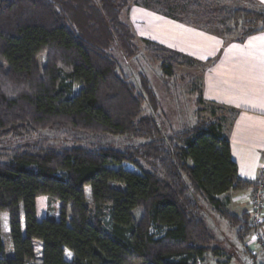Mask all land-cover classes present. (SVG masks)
Wrapping results in <instances>:
<instances>
[{
  "label": "trees",
  "instance_id": "obj_1",
  "mask_svg": "<svg viewBox=\"0 0 264 264\" xmlns=\"http://www.w3.org/2000/svg\"><path fill=\"white\" fill-rule=\"evenodd\" d=\"M132 1L0 0V139L73 130L144 141L59 149L16 142L6 149L0 156V264L31 263L36 242L41 264H198L207 254L218 255L203 206L235 230L242 246L253 232L247 213L236 216L217 198L256 186L238 177L231 158L225 126L234 112L218 117L223 108L209 104L216 109L201 116L200 87L196 120L178 127L166 121L153 84L171 95L179 80L174 68L195 62L138 38L123 17ZM181 3L195 22L165 17L226 45L264 33V5L257 0ZM143 51L161 58L154 75L138 72L135 83L120 60L135 64ZM215 60L199 63L201 71ZM124 163L137 172L123 169ZM48 199L59 203L58 219L48 217ZM2 214L8 217L9 257Z\"/></svg>",
  "mask_w": 264,
  "mask_h": 264
},
{
  "label": "rangeland",
  "instance_id": "obj_2",
  "mask_svg": "<svg viewBox=\"0 0 264 264\" xmlns=\"http://www.w3.org/2000/svg\"><path fill=\"white\" fill-rule=\"evenodd\" d=\"M131 3H134L135 5L131 6L123 17L125 21H129V23H131L137 37H147L158 42L163 47L165 46V48L172 47V44L169 42L173 41L174 43L177 40V46L184 50L182 43L184 38H182L178 31L172 29V26L169 25L170 23L168 21L164 20L166 18L165 15L167 14L180 17L182 19H187L190 22H195V19L190 16L191 13L186 10L187 8H184V6L181 5L183 4L181 3V0H133ZM208 28L209 30L213 31V27L210 26ZM139 46L143 50V47L141 45ZM159 58H161L160 54H156L155 52L154 54L151 52H144L143 58H140L135 64L131 62H127V64H125L121 60L120 63L124 73L127 74L131 80L135 81L138 72H145L154 75L157 72ZM193 61L195 63H193L191 66H188V68H174L175 74H177L179 80L176 89L171 92V95L164 94L159 86L153 84L155 94L159 99H161L163 103L164 110L162 113L168 118L166 121L172 122L173 124L177 125L176 127H178L180 124L182 125L186 123H192L196 120V114L194 113L196 109L194 105V99L200 91L202 81L200 72H202L201 70L203 69V65H199L200 62L196 60ZM193 73L195 76L189 75ZM191 90L193 91L192 93L190 92ZM202 108L203 111L200 113V115L206 118H209L210 114L216 109L207 103H205ZM216 113L218 117L223 114V112L220 110H216ZM35 141H37V145L40 147L51 146L56 149L72 146L73 143L80 145L98 144L112 145L114 147H126L134 146L138 143L144 142L143 140L136 139L128 135L115 136L104 134H84L75 132L73 130L56 132L44 131L41 133V135H38L31 131L25 137L0 139V156L6 154L7 152L5 150L9 149L16 142L33 143ZM1 158L2 160H5L3 157ZM121 167L132 172H137L133 166L126 163L122 164ZM115 187L121 188L120 185H115ZM84 194L86 205L88 208L92 209V201L88 187L84 189ZM221 200L224 201L223 199ZM44 202L47 204L48 217L52 219H58L59 203L51 199L44 200ZM203 208L204 209L202 210L201 215L215 238L213 246L218 249V255L214 257L211 254H207L204 256L205 258L202 259L200 264H253L254 261L252 256H254V254H252V251L251 253L245 252L248 247L245 249L244 246H242L241 243L236 240L235 230L230 228L225 221H223L213 211H211V208L204 206ZM236 212L239 213L240 210L238 209ZM139 216L140 210H135L134 220H137ZM104 222L106 223L105 220ZM262 226L263 224L261 225L260 230H262ZM253 232H255L254 229ZM252 234L254 235V233H251V235ZM1 237L4 244V251L9 257L12 255V248L8 238V217L6 214L1 215ZM252 244L258 247V249H264V246L259 245L260 243L258 241H249V248H252ZM34 247L36 257L29 264H41L40 244L36 242ZM252 250L258 256V250ZM65 259H71V253L69 251L65 252Z\"/></svg>",
  "mask_w": 264,
  "mask_h": 264
},
{
  "label": "crops",
  "instance_id": "obj_3",
  "mask_svg": "<svg viewBox=\"0 0 264 264\" xmlns=\"http://www.w3.org/2000/svg\"><path fill=\"white\" fill-rule=\"evenodd\" d=\"M257 1L264 4V0ZM164 20L184 38V50L177 46V40L169 42L172 47L168 49L200 63L216 58L201 74V95L205 103L223 108L226 119H229V111L234 112L232 122H226L225 126L231 158L237 166L238 177L256 184L264 169V33L251 36L241 44L226 45L217 36L169 18ZM254 190L255 187L245 192L228 191L217 198L234 215L247 213L250 216V199ZM238 209L239 213L236 212ZM261 229L264 232V223ZM252 235L244 241V247H248L249 253L252 251L257 263L264 264V249H258L254 244L252 248L248 246ZM252 249L258 250V256Z\"/></svg>",
  "mask_w": 264,
  "mask_h": 264
},
{
  "label": "built area",
  "instance_id": "obj_4",
  "mask_svg": "<svg viewBox=\"0 0 264 264\" xmlns=\"http://www.w3.org/2000/svg\"><path fill=\"white\" fill-rule=\"evenodd\" d=\"M250 201V225L255 230L251 242L258 241L260 243L259 245L264 246V232L260 230L264 219V169H262L260 178L256 182L255 190L251 195Z\"/></svg>",
  "mask_w": 264,
  "mask_h": 264
}]
</instances>
